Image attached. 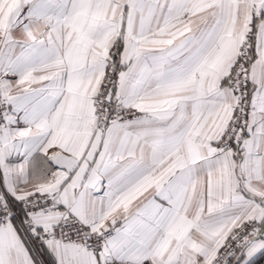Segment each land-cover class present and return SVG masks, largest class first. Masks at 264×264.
I'll use <instances>...</instances> for the list:
<instances>
[{
    "label": "snow or ice",
    "instance_id": "1",
    "mask_svg": "<svg viewBox=\"0 0 264 264\" xmlns=\"http://www.w3.org/2000/svg\"><path fill=\"white\" fill-rule=\"evenodd\" d=\"M0 264H264V0H0Z\"/></svg>",
    "mask_w": 264,
    "mask_h": 264
}]
</instances>
